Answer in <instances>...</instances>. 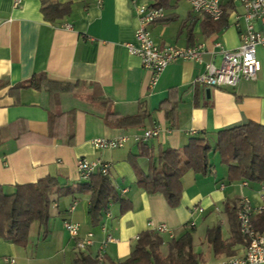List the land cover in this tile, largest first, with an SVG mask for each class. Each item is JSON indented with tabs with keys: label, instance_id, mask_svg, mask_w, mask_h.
Wrapping results in <instances>:
<instances>
[{
	"label": "crops",
	"instance_id": "obj_1",
	"mask_svg": "<svg viewBox=\"0 0 264 264\" xmlns=\"http://www.w3.org/2000/svg\"><path fill=\"white\" fill-rule=\"evenodd\" d=\"M221 4L224 17L212 23L203 13L192 11L187 0H167L165 19L148 25L152 39L180 47L202 43V62L176 59L150 85V72L125 46L136 43L132 0H0V188L8 193L15 185L46 176L75 186L86 181L77 169V160L84 157L110 163V179L119 194L95 222L87 213L89 192H53L46 232L33 222L25 246L0 237V258L5 263L9 264L4 258L13 257L17 264H50V259L59 257L54 264H73L80 252L94 259L98 244L110 234L105 264H111L129 255L136 237L149 230L148 221L165 224L173 237L191 230L193 249L201 253L199 264H220L224 257L243 254L247 239L239 235L236 219L227 217L224 204L235 208L237 199L246 196L258 205L264 180L242 186L239 182L240 195L232 196L215 176L214 166L213 178L188 169L180 177L176 206H170L161 192L146 191L139 184L150 173V159L156 164L161 149H178L197 135H205L213 145L219 129L247 121L264 124V46L255 48L260 70L254 80L208 87V92L207 86L193 82L204 62L220 63L216 43L224 49L240 44L243 7L236 0ZM252 25L262 30L259 20ZM40 75L47 84L43 80L37 88L21 86ZM107 112L143 115L137 124L125 126L107 121ZM53 115L57 117L52 129ZM154 125L167 130L145 145L128 139L121 147L95 148L90 142ZM195 206L202 212L192 211ZM207 214H214L209 223ZM64 219L78 225L80 238L91 232L92 243L84 250L75 248L62 225ZM198 219L205 230L220 226L222 238L231 243L230 252L214 254L205 232L198 236L201 250L195 248ZM159 234L169 239L166 233Z\"/></svg>",
	"mask_w": 264,
	"mask_h": 264
},
{
	"label": "trees",
	"instance_id": "obj_2",
	"mask_svg": "<svg viewBox=\"0 0 264 264\" xmlns=\"http://www.w3.org/2000/svg\"><path fill=\"white\" fill-rule=\"evenodd\" d=\"M150 4L165 8L167 0H153ZM43 11L45 12V8ZM205 16L212 23L219 22L224 17V10L217 20ZM163 19L165 15L158 20ZM43 80L48 83L42 75L32 76L21 83V86L37 88ZM142 115L116 116L107 112L106 120L126 126L140 122ZM53 116L52 129L57 115ZM210 151L217 152L220 161L226 165L229 180H245L251 183L264 180V124L247 121L219 129L213 146L205 135H197L190 137L178 149H161L156 155V164L150 159V173L140 179L139 184L146 191L161 192L170 206H176L182 191L180 177L186 170L191 169L199 174L212 172L213 165L208 159ZM53 192L59 195L89 192L87 213L95 222L101 219L108 203L119 196L110 179V173L102 174L97 170L86 181L77 182L75 186L60 184L55 177L46 176L34 183L15 185L8 193L0 188V237L18 246H25L29 227L33 222L40 225L42 233L46 232L48 206ZM235 208L229 203L224 204L226 215L231 220L235 218ZM251 221L257 232H264V211L253 214ZM239 235L244 237L240 233ZM205 240L214 254L230 252L231 243L222 238L218 224L206 228ZM192 241L191 230H185L179 236L169 239L147 230L138 235L128 256L111 264H199L201 253L193 249ZM162 246L166 248L165 253L161 252ZM73 264H96V261L80 252Z\"/></svg>",
	"mask_w": 264,
	"mask_h": 264
},
{
	"label": "built area",
	"instance_id": "obj_3",
	"mask_svg": "<svg viewBox=\"0 0 264 264\" xmlns=\"http://www.w3.org/2000/svg\"><path fill=\"white\" fill-rule=\"evenodd\" d=\"M192 11L200 12L213 20L220 18L223 10L222 1L227 0H187ZM244 10L243 18L245 29L240 34V44L234 49H224L219 43L221 60L219 64L212 61L204 62L203 70L194 78V83H199L207 87L234 86L240 79L254 80L260 70V62L255 55L256 46H264V0H236ZM17 3V1H14ZM133 9L137 16V27L134 31L136 43H127L126 49L130 54L139 57L142 66L150 72L149 84L153 85L158 74L167 64L176 59H191L195 62H202L203 44L197 43L191 46L159 45L155 42L148 29V25L164 16V8L148 3H138L132 0ZM259 20L262 23V30L253 29L252 21ZM67 26V25H66ZM162 129L159 125H154L131 135L122 134L113 138L95 137L91 139V144L95 148H116L123 146L128 139L136 143H145L151 138L157 137ZM77 169L81 177L88 178L94 171L107 174L110 169L109 162L99 160H87L82 157L77 160ZM247 181H240V185H246ZM72 208V207H71ZM202 212V207L195 206L192 211ZM217 210V208H216ZM264 211V193H260V203L253 205L249 198L241 196L236 201L235 218L238 224L239 233L247 239L245 250L240 256H227L220 260V264H264V232H257L252 224L253 214ZM64 229L74 240V246L78 250H84L92 243L91 232H87L85 237H79V227L69 219L62 221ZM147 228L157 233H166L168 238L173 237L171 230L165 224H154L147 222ZM194 225L193 221L189 222ZM138 237V236H137ZM136 237V238H137ZM110 234L98 244L94 256L96 264H105V246L111 241ZM9 264H16L13 257L4 258Z\"/></svg>",
	"mask_w": 264,
	"mask_h": 264
},
{
	"label": "rangeland",
	"instance_id": "obj_4",
	"mask_svg": "<svg viewBox=\"0 0 264 264\" xmlns=\"http://www.w3.org/2000/svg\"><path fill=\"white\" fill-rule=\"evenodd\" d=\"M214 144V143H213ZM213 146V145H212ZM208 159L209 162L216 168V175L219 179L223 180L224 183L226 184V186L229 188V190L232 191V196H238L240 195L239 193V187H238V183L240 182L239 180H229L227 177V167L225 164H223L220 161V157L218 155L217 152L214 151H210L209 155H208ZM208 176H211L213 178V175L208 173ZM208 215V214H207ZM211 218H214V214L212 215H208L205 222L209 223ZM202 219H198L197 225H196V230L193 234L194 240H195V248L198 250H201V245L198 243V236H202L205 232V227L204 225H202L201 222ZM36 224V223H34ZM201 234V235H200ZM166 248L165 246L161 247V252L165 253ZM61 255V254H60ZM59 257H53L52 259H50V264H54L55 262H59L57 259ZM0 263L2 264H7L5 263L2 258H0ZM17 264V263H16Z\"/></svg>",
	"mask_w": 264,
	"mask_h": 264
},
{
	"label": "water",
	"instance_id": "obj_5",
	"mask_svg": "<svg viewBox=\"0 0 264 264\" xmlns=\"http://www.w3.org/2000/svg\"><path fill=\"white\" fill-rule=\"evenodd\" d=\"M205 91H206V92H208V91H209V88H208V87H207V88H205Z\"/></svg>",
	"mask_w": 264,
	"mask_h": 264
}]
</instances>
